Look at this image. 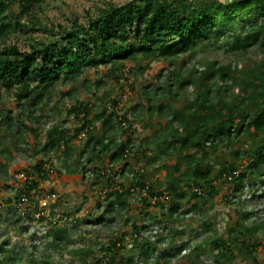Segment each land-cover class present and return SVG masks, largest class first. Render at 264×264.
<instances>
[{
	"label": "trees",
	"instance_id": "obj_1",
	"mask_svg": "<svg viewBox=\"0 0 264 264\" xmlns=\"http://www.w3.org/2000/svg\"><path fill=\"white\" fill-rule=\"evenodd\" d=\"M15 1L18 13L14 15L11 7ZM43 3L44 0H0V101L7 96L24 108L15 119L18 127L35 132L31 125L25 124L23 117L30 122L36 120V111L42 112L48 106L50 96L60 92L59 87L76 83L82 76L81 84L88 90L94 89L95 94L105 86L106 77L118 82L114 72L125 61L142 60L146 67L152 62L165 63L166 74L161 85L149 82L142 87L144 101L138 105L136 115L155 114L166 121L168 132L159 134L156 131L152 140L160 162L170 154L177 155L174 164L162 163L165 192L159 190L160 182L150 181L147 173L133 174L129 188L118 185V189L107 193V204L99 221H104L105 216L110 221L122 218L129 206L127 198L133 191H142L144 195L139 193L137 202L142 203L143 208L158 207L159 214L167 217L180 212L181 205L189 203V198L194 199L191 210L198 212L201 223L206 224V210H201L202 205L221 195L225 200L223 207L234 212L232 217L226 216L222 235L182 243L176 253L180 255L190 247L181 257L187 260L185 264H204L201 255L227 264L237 251L255 264L257 248L264 246L257 237L262 223L241 198L247 192L251 196L257 191L264 195V55L248 66H240L238 60L247 59L253 47L264 51V0L227 3L219 0H128L122 5L109 2L92 13L86 10L85 23L74 19L68 27L49 22L42 28L37 12L41 11ZM39 32L46 35H34ZM210 45L223 49L225 55L229 53L231 60L224 63L193 60L200 49ZM184 57L191 62L189 68L185 67ZM100 66L103 67L100 71L106 69L102 76L97 71ZM138 69L143 73V68ZM90 71L96 76L94 81L89 79ZM91 83L92 88L88 87ZM188 86L195 91L186 93ZM71 92L72 89L66 94ZM180 97L185 104L178 108L175 102ZM50 108L55 110L57 106L54 104ZM98 109L93 112L89 101H75L67 109V117H73L79 126L76 132L87 135L77 155L75 148L68 146L69 139L64 132L56 127L47 133L41 150L46 155L59 151L71 174L84 177L90 172V176L103 178L109 187L113 183L108 174L98 168L87 170L92 158L108 155L111 164H122L118 175L127 180L132 168L125 158L134 148L130 139L120 141L110 137L122 130L126 114L118 117L114 111L109 113L105 105ZM9 114L10 111L0 109V124L10 127ZM97 122H100L99 135L92 131ZM7 148L8 143H0V154L9 161L12 157ZM221 148H225V155ZM244 156L248 157V162L241 165ZM145 159L146 165H154L153 159ZM34 167L39 180L48 176L50 169H45L43 162L37 161ZM24 174L26 179L17 184V217L31 223L46 222L50 205L40 208L30 199L34 192L45 197V189L39 187V180L31 178V173ZM183 185L194 191L183 190ZM23 197L28 199L29 209L25 205H21V209L18 207ZM151 199H155L152 205ZM24 208L28 210L21 215ZM180 214L185 216L187 211ZM48 224L52 228L48 236H56V222ZM150 225L137 228L133 223L135 238L142 236L143 230ZM159 239L164 240L162 235ZM134 241L139 248L136 252L141 256V264H150L151 241L145 239L139 244ZM121 243L122 237L105 248L109 255L107 262L87 256L92 253L91 245L72 248L69 253L82 256V264H110ZM48 245L56 251L67 246L61 241ZM121 263L138 264L132 257ZM30 264L39 262L32 258ZM40 264H49V261Z\"/></svg>",
	"mask_w": 264,
	"mask_h": 264
},
{
	"label": "rangeland",
	"instance_id": "obj_2",
	"mask_svg": "<svg viewBox=\"0 0 264 264\" xmlns=\"http://www.w3.org/2000/svg\"><path fill=\"white\" fill-rule=\"evenodd\" d=\"M219 1L227 3L232 0ZM109 2L122 5L127 3L128 0H44L42 9L37 12V15L42 28L48 25L49 22L68 27L72 23L71 20L74 19L80 24L85 23L84 13L86 10L92 13L96 8L105 6ZM17 7L15 1L11 7L12 14L18 13ZM34 35L45 36L46 34L39 32ZM263 55V50L259 47H253L249 50L247 59H239L238 64L248 66L258 62ZM229 56V53L224 54L223 49L218 50L210 45L200 49L194 55L193 60H218L219 63H224L231 60ZM183 60L187 61L185 67L189 68L191 62H188L187 57H184ZM145 63L142 60H138L137 63L125 61L122 64L123 66L118 67L114 72L118 82L111 77H106L104 80L105 86L95 94L94 89L88 90L81 84L84 76L80 77L76 83L59 87L58 90L63 95L58 91L53 93L49 98L48 106L42 112L36 111V120L30 122L27 117H23L25 124L31 125L35 132L24 131L22 127H18L15 119L21 111H24V108L18 106L9 97H2L0 109L10 111L9 115L12 123H10V127L0 124V143H8L7 151L12 159L8 161L0 154V264H30L32 258L39 264L43 263L44 260H48L49 264H82L83 257L72 255L69 250L89 245L92 246V253H88L87 256H93L92 258L95 259L101 258L103 262H107L109 255L105 248L121 237L122 246L117 247V253L110 264H122V260H127L129 257L141 264V256L136 252L139 248L134 240H137L139 244L145 239L151 241L148 250L150 264H185L187 260L181 257L186 255L190 247L178 255L176 250L182 243H190L195 238L201 241L205 237L211 239L222 235L226 225V216L232 217L234 212L233 209L227 210L226 207H223L225 200L221 198V195L214 197L206 205H202L201 210H206L204 218L206 224L201 223L202 220L198 218V212L191 210V203H194V199L189 198V203L181 205L180 212L173 217H167L159 214L158 207L143 208L142 203L137 202L139 193L144 195L142 191H133L130 197L127 198L129 206L122 218L110 221L105 216L104 221H99L107 204L105 200L107 193L113 189H118V185L129 188V182L133 174L147 173L150 181L153 184L160 182L159 190L165 192L163 188L165 169L162 167V163L167 161V163L174 164L177 159L176 154H170L163 162H160L155 154L157 149L152 144L156 131L159 134L168 132L165 127L166 121L155 114L136 116L139 111L138 105H141L144 101L142 87L148 85L149 82L155 86L161 85V81L166 74V71H164L166 69L165 63L152 62L149 63L148 67ZM138 67L144 69L143 73L140 72ZM101 69H103L102 66L97 71ZM104 72H106V69L100 71V75L102 76ZM158 75L159 78H156ZM95 77L93 71H90L89 79L94 81ZM92 86L93 83L88 87L92 88ZM71 89L73 92L66 94ZM194 91L195 89L192 86L185 89L186 93H193ZM75 101H89L93 105V112H97L99 107L105 105L109 107V113L114 111L118 117L122 118L126 114L122 130L112 133L110 137L112 140L120 141L130 139L133 145L134 150L128 153L125 158V162L132 168V173H128L127 180L118 175V172L122 169V164H111L106 154L93 157L87 170L91 171V168H98L101 172L104 171L108 174L113 183L109 187L106 186L103 178L96 175L90 176V172H86L84 177L80 174H71L65 168L62 153L59 151L46 155L45 151L41 150L45 144L47 133L56 127L61 128L60 130L64 132L65 137L69 139L68 146L74 147L76 155L78 154L87 135H84L83 132L77 133L76 129L79 126L76 121L73 117H67V109L74 105ZM54 104L57 108L51 110L50 107ZM184 104V98L180 97L175 102V107L179 108ZM22 129L24 132H22ZM17 130H19L20 137L17 135ZM92 131L97 135L100 134V122L93 124ZM221 152H224L225 155V148H221ZM145 157L153 159L154 165H146ZM37 161L43 162L45 169H50L44 180H39L38 172L34 167ZM247 162L248 157L244 156L240 164L245 165ZM25 172L31 173V178L36 181L39 180V187L45 189V197L49 196L48 204L50 207L47 208L49 211L46 222L31 223L24 218L18 219L17 217L15 208L17 184L21 180L16 178V175ZM221 187L224 188L222 185ZM182 188L189 193L194 191V189H188L184 185ZM36 194L35 192L32 193L30 199L34 201L36 206H39L38 201L44 197ZM163 195H166V193ZM241 200L249 209H253L258 216V221H261V229L257 237L264 244V195L260 191H257L254 196L247 192ZM150 201L152 205L155 199ZM201 202H203V199L199 201V205ZM53 204L56 206L53 207ZM24 207L29 209L30 204H26ZM27 208H24L25 212L28 210ZM185 211H187V214L181 216L180 213ZM150 219H152V222H150ZM54 222H56L58 234L48 236L47 233L52 229L48 223ZM133 223L134 227L137 228L146 224L151 225L143 230L142 236L135 238ZM160 235L163 236V241H160ZM172 237H174V240L171 239ZM59 241L62 242V245L67 244L62 251L53 250L48 245V243ZM235 255L227 264H254L244 254L236 251ZM200 259L204 264H223L222 262H214L211 256L207 255H201ZM255 264H264V246L257 248Z\"/></svg>",
	"mask_w": 264,
	"mask_h": 264
},
{
	"label": "built area",
	"instance_id": "obj_3",
	"mask_svg": "<svg viewBox=\"0 0 264 264\" xmlns=\"http://www.w3.org/2000/svg\"><path fill=\"white\" fill-rule=\"evenodd\" d=\"M19 175V174H18ZM16 175V178H19L21 181H24L26 179L25 174ZM18 176V177H17ZM18 180V179H17ZM28 199L26 197H23L21 200V204H18V207L21 209V205H26L28 203ZM49 196L44 197L43 199L39 200V207L40 208H46L49 206L48 204ZM25 213L24 209H22L21 215Z\"/></svg>",
	"mask_w": 264,
	"mask_h": 264
}]
</instances>
